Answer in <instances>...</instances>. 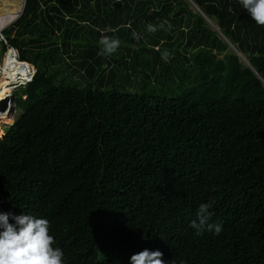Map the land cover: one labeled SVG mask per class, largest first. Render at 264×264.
Wrapping results in <instances>:
<instances>
[{
  "label": "trees",
  "instance_id": "16d2710c",
  "mask_svg": "<svg viewBox=\"0 0 264 264\" xmlns=\"http://www.w3.org/2000/svg\"><path fill=\"white\" fill-rule=\"evenodd\" d=\"M1 34L35 73L0 131V211L46 217L66 264H264V26L235 0H23ZM102 34L141 94L114 89ZM202 202L219 235L190 227Z\"/></svg>",
  "mask_w": 264,
  "mask_h": 264
},
{
  "label": "clouds",
  "instance_id": "9594fccd",
  "mask_svg": "<svg viewBox=\"0 0 264 264\" xmlns=\"http://www.w3.org/2000/svg\"><path fill=\"white\" fill-rule=\"evenodd\" d=\"M235 3L247 12L255 24L264 26V0H235ZM148 29L155 31L152 25H148ZM97 44L98 55L110 56L118 50L120 40L116 36L102 34ZM8 49L7 54H9ZM167 55L166 51L162 53L165 58ZM14 59L20 61L18 57ZM28 65V68H32L35 73L34 66L29 63ZM27 76L28 73L25 77ZM24 78L16 75L12 89L32 80L31 78L25 81ZM211 208V202H202L196 209L195 218L189 222L196 235L208 232L216 236L222 232V223L211 220L213 216ZM64 256L63 250L55 246L50 221L46 217L24 212L17 214L12 211H0V264H66ZM162 256L163 253L159 249L143 248L128 257V264H176L175 260L167 262L162 259ZM179 264H185V262L181 260Z\"/></svg>",
  "mask_w": 264,
  "mask_h": 264
},
{
  "label": "rangeland",
  "instance_id": "374dc122",
  "mask_svg": "<svg viewBox=\"0 0 264 264\" xmlns=\"http://www.w3.org/2000/svg\"><path fill=\"white\" fill-rule=\"evenodd\" d=\"M22 2L23 0H0V29H2L3 27L7 26L8 24H10L19 14L21 6H22ZM15 18L12 20H7V22H5L6 20H4V18H6L7 16H11ZM4 20V21H3ZM7 24V25H6ZM57 41H60V39H58ZM120 45H122V43L120 42ZM125 43L123 42V47H125ZM7 51V50H6ZM6 52L2 53L0 51V70H3L7 64V60L9 59V55H6ZM125 51L121 50L120 53L115 52L112 54V56L115 59L116 64V68H115V73H120V75L118 76V82L116 83V85L114 86L115 90L125 93H139L141 94V90L139 88H136L137 86H140L142 88L143 86V80H144V76L143 74H140V67L141 65L139 64V62L137 60H141L143 61L145 54L142 52H138V55L134 56L133 62L137 63L133 66H126V68H129V73H133L132 76V81L130 80L129 82H127V77L124 76L125 70V63L123 58L125 57ZM130 60V58H129ZM36 68L39 67L40 64L43 65L44 61L42 59L39 58V60L36 62ZM118 66V67H117ZM35 67V66H34ZM5 72V70H3ZM3 71L0 73V88H2L3 86L2 84V77L5 76V80L7 79L6 75L3 74ZM60 73H67V68H64V72L59 70ZM142 72V71H141ZM69 79V78H67ZM139 79V81H138ZM141 81V82H140ZM12 80L9 79L8 83H11ZM69 84H72L71 81L69 82ZM12 86V85H11ZM9 91V94L12 93L14 90L11 88H6ZM6 89L4 90L5 93H7ZM107 90H109L110 88H106ZM147 90L149 93H152L154 95H157L159 97H173V91H162L158 93V90L153 86V85H147ZM22 114L21 110L16 108L15 106L11 107L10 109V115L12 118V121L8 124V123H4L3 121L0 122V131H3V129L8 128V126H10L20 115Z\"/></svg>",
  "mask_w": 264,
  "mask_h": 264
},
{
  "label": "bare ground",
  "instance_id": "6f19581e",
  "mask_svg": "<svg viewBox=\"0 0 264 264\" xmlns=\"http://www.w3.org/2000/svg\"><path fill=\"white\" fill-rule=\"evenodd\" d=\"M7 53V52H6ZM9 55V59L7 60V64L5 66V68L3 70H5V72L3 70H0V73L3 71V74L6 75L7 79L5 80V76H3L2 78V88H0V99L3 98L6 94H9V91L6 88H13V86H11L12 84H14V79L16 77V75H21L22 78H24L27 75V71H28V63L26 62H20L17 59H14L13 55L11 53L9 54H5ZM11 79L12 82L8 83V80ZM6 89L7 93L4 92V90ZM4 122V123H10L12 121L11 115H10V110L6 109L5 111H0V122Z\"/></svg>",
  "mask_w": 264,
  "mask_h": 264
},
{
  "label": "water",
  "instance_id": "95a60500",
  "mask_svg": "<svg viewBox=\"0 0 264 264\" xmlns=\"http://www.w3.org/2000/svg\"><path fill=\"white\" fill-rule=\"evenodd\" d=\"M14 106V97L13 93L6 94L3 98L0 99V111H5L6 109L10 110Z\"/></svg>",
  "mask_w": 264,
  "mask_h": 264
},
{
  "label": "built area",
  "instance_id": "2783aa9c",
  "mask_svg": "<svg viewBox=\"0 0 264 264\" xmlns=\"http://www.w3.org/2000/svg\"><path fill=\"white\" fill-rule=\"evenodd\" d=\"M0 40L5 41L4 37L1 34V31H0ZM8 53H11L14 58L18 57L17 52L14 49H12V48L8 49ZM27 73H28V76L24 78L25 81L30 80L32 78L34 70L32 68H28ZM20 82H23V81L20 80Z\"/></svg>",
  "mask_w": 264,
  "mask_h": 264
},
{
  "label": "crops",
  "instance_id": "0c3cea01",
  "mask_svg": "<svg viewBox=\"0 0 264 264\" xmlns=\"http://www.w3.org/2000/svg\"><path fill=\"white\" fill-rule=\"evenodd\" d=\"M7 25V24H6ZM6 27V26H5ZM4 28V27H3Z\"/></svg>",
  "mask_w": 264,
  "mask_h": 264
}]
</instances>
